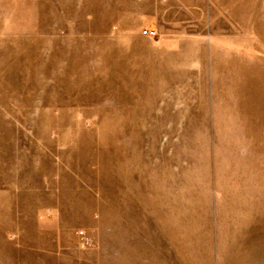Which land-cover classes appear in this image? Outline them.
Returning <instances> with one entry per match:
<instances>
[{
	"label": "rangeland",
	"instance_id": "rangeland-1",
	"mask_svg": "<svg viewBox=\"0 0 264 264\" xmlns=\"http://www.w3.org/2000/svg\"><path fill=\"white\" fill-rule=\"evenodd\" d=\"M0 264H264V0H0Z\"/></svg>",
	"mask_w": 264,
	"mask_h": 264
},
{
	"label": "built area",
	"instance_id": "built-area-1",
	"mask_svg": "<svg viewBox=\"0 0 264 264\" xmlns=\"http://www.w3.org/2000/svg\"><path fill=\"white\" fill-rule=\"evenodd\" d=\"M145 35H151V36H154V33L151 32V31H145Z\"/></svg>",
	"mask_w": 264,
	"mask_h": 264
}]
</instances>
